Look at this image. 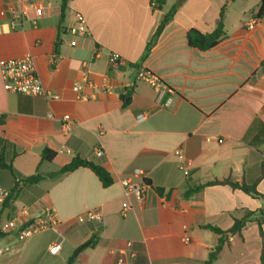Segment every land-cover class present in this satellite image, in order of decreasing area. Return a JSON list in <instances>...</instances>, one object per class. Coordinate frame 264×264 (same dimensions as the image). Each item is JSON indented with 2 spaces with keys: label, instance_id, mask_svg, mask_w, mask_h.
<instances>
[{
  "label": "crops",
  "instance_id": "1",
  "mask_svg": "<svg viewBox=\"0 0 264 264\" xmlns=\"http://www.w3.org/2000/svg\"><path fill=\"white\" fill-rule=\"evenodd\" d=\"M226 1L163 0L153 11L152 0H70L62 14L63 0H0V154L6 164L0 186L13 194L6 217L12 221L22 209L32 219L50 211L64 237L52 255L48 249L58 238L52 230L26 241L7 233L0 264H66L94 236L97 245L73 264H119L120 258L124 264H203L219 240L208 227L227 231L246 212L259 217L264 199L230 185L184 196L191 187L227 179L256 184L264 195V0H234L224 18L227 38L207 50L189 45L191 30L207 35L218 28ZM174 6V18L144 58ZM76 12L85 17L87 36L67 30ZM251 17L257 23L248 29ZM111 53L122 57L117 70L109 68ZM26 56L58 100L5 90L2 62ZM140 69L164 89L138 80ZM86 70L94 86L84 82ZM46 148L56 153L51 162L43 158ZM98 148L103 157L96 156ZM76 157L104 167L113 183L104 187L85 167L55 175ZM135 169L145 173L144 203L123 196L121 180ZM37 175L39 182L26 183ZM126 203L132 210L123 215ZM96 208L101 222L76 221ZM261 228L264 235V215ZM46 232L48 241L34 240ZM262 247L253 219L214 264H262Z\"/></svg>",
  "mask_w": 264,
  "mask_h": 264
},
{
  "label": "built area",
  "instance_id": "2",
  "mask_svg": "<svg viewBox=\"0 0 264 264\" xmlns=\"http://www.w3.org/2000/svg\"><path fill=\"white\" fill-rule=\"evenodd\" d=\"M160 6V2L157 0H152L151 9L153 11L157 10ZM37 15L42 14V9L38 8L36 10ZM256 18L251 17L247 23L246 27L248 29H253L256 25ZM68 32L73 36H87L89 30L87 28L85 17L76 12L74 14V21L68 27ZM122 57L118 53H111L109 56V68L112 70H117L122 65ZM1 71L4 80V88L6 91L14 94H21L26 96H40L46 99L58 100L59 96L50 92L44 85L41 76L39 74L37 65L34 59L31 56H26L21 59L11 60L7 62H2ZM84 82L88 85L94 86L93 81L90 79V72L88 70L83 72ZM138 80L144 81L148 83L152 88L160 91L164 89L160 81L151 74L150 72L145 71L144 69H140L137 75ZM106 89V85L104 86ZM74 91L79 92L81 90V86L79 84L74 85ZM146 115H140L138 117L139 120H144ZM72 123L70 116L66 115L63 118V130L66 134L69 133V125ZM207 140H211V137H208ZM219 143L222 140L218 141ZM105 154L102 148H98L96 150L97 157H103ZM176 156L184 161L183 150L181 148H177L175 150ZM185 176H188V171L184 169ZM145 173L140 169L133 170L131 176L124 178L121 180L123 196L127 200L134 197L139 202L144 203L145 193L148 187L147 183L144 179ZM138 180V181H136ZM10 192L3 187L0 186V206L5 202L8 198ZM130 210H132V206L130 203H126L122 208V214H127ZM29 211L28 209H23L17 218L8 223L4 224L1 227V231L4 233L17 232L18 238L21 241H26L30 239L35 234L46 230H52L58 236L57 240L49 247L48 251L52 255H58L62 250V245L64 242V237L59 232L60 222L58 219L50 212L46 211L40 215L39 218H34L35 222L30 223L32 219H28ZM76 221L78 223H87V222H101L102 221V212L100 209H90L86 211L84 214L77 217ZM29 224L24 230L21 228ZM21 230V231H20ZM185 241H188V238H185ZM127 247L129 250L133 249L132 243H127ZM119 264H124V260L122 258L119 259Z\"/></svg>",
  "mask_w": 264,
  "mask_h": 264
},
{
  "label": "trees",
  "instance_id": "3",
  "mask_svg": "<svg viewBox=\"0 0 264 264\" xmlns=\"http://www.w3.org/2000/svg\"><path fill=\"white\" fill-rule=\"evenodd\" d=\"M69 1L70 0H63L62 14L66 11L67 3ZM157 1H159L161 3L163 0H157ZM233 1L234 0H227L226 4L222 7V9L220 11V21L218 24V28L213 33L205 35V34H202L200 31L195 30V29H193L189 32V45L191 47H195L199 50H207V49L214 47L215 45L220 43L222 40L227 38V32L225 31V28H224V18L226 15L227 8L229 7V5ZM177 9H178V6H174L165 15V17L162 19L153 39L149 42V44L147 46V49H146L145 54H144V58H146L150 54L153 46L157 42L158 38L161 36L166 25L174 18V15H175ZM259 14L260 15L264 14V7H262ZM208 38L215 40V42L213 44H207L206 40ZM262 65L264 67V62L262 63ZM55 155H56V153L54 151L47 149V148L43 152V158L48 162H51L54 159ZM5 167H6V164L4 162V157L2 154H0V168H5ZM80 167L89 168L99 178V180L102 182L104 187H109L113 183V179H112L110 173L104 167H102L101 165L94 164V163L87 161L85 159H82L80 157L74 158L71 161V163H69L68 165L61 168L57 173H55V175L69 174L71 172H74L76 169H78ZM263 175H264V173H262V176ZM41 178L42 177L39 175L32 176V177H29L26 179V183L35 184V183L39 182L41 180ZM215 184L230 185L233 188H239V189L243 190L245 193H247L251 196L264 199V195L260 194L257 191L256 184H253V185H247L244 183L239 184L237 182H234L231 179H227L224 181H213V182H209L205 185H199L196 187H191L184 193V196L185 197H191L193 194H195L196 192H199L204 187H206L208 185H215ZM12 195L13 194L10 192L8 198L5 200V202L1 206L0 220L2 218L3 213L10 206V203L12 200ZM255 215L256 214L254 212H246L242 218L235 219L233 226L227 231H223V230L218 229L216 227H208V229H210L211 231H213L215 234H217L219 236V240H218L216 247L209 254L207 260L203 264H214L215 261L218 259V256L221 253V251L225 247H228L230 245V239L234 236L241 237L242 229L244 228V226L246 225L247 222H249L253 219H256V221L260 225V231H261V234L263 237L261 261H262V264H264V235L262 233V228H261L264 211L263 210L260 211L259 217H255ZM33 222H35V219H32L30 223H33ZM0 223H1V221H0ZM28 225L29 224L24 225L21 228V230H24ZM6 236H7V233L2 232L1 228H0V240L4 239ZM96 245H97V238H96V236H94L91 239H89L88 241H86L85 243H83L82 245H80L78 248H76L74 250L73 254L71 255V257L68 259L66 264H73L76 261L77 257L80 255V253H82L86 249H92Z\"/></svg>",
  "mask_w": 264,
  "mask_h": 264
},
{
  "label": "rangeland",
  "instance_id": "4",
  "mask_svg": "<svg viewBox=\"0 0 264 264\" xmlns=\"http://www.w3.org/2000/svg\"><path fill=\"white\" fill-rule=\"evenodd\" d=\"M9 209H10V207H9ZM9 209H8V210H9ZM22 210H23V209H22ZM10 213L12 214V211H10V210H9L8 212H4V213H3L2 218H1V220H0V221H1V223H0V224H1L0 226H1V227H2L4 224H6V223L9 222V221H8V220H9V217H6V216H7V214L10 215ZM19 213H20V211H19ZM19 213H18V214H19ZM32 218H33V217H31V215L29 214L28 219H32ZM1 227H0V228H1ZM50 235H51V232L41 233L40 235H37V236L34 238V240H35V241H37V240H41V243H42V242H46V241H48V238L50 237Z\"/></svg>",
  "mask_w": 264,
  "mask_h": 264
},
{
  "label": "water",
  "instance_id": "5",
  "mask_svg": "<svg viewBox=\"0 0 264 264\" xmlns=\"http://www.w3.org/2000/svg\"><path fill=\"white\" fill-rule=\"evenodd\" d=\"M215 42V40H213V39H211V38H208L207 40H206V43L207 44H213Z\"/></svg>",
  "mask_w": 264,
  "mask_h": 264
}]
</instances>
